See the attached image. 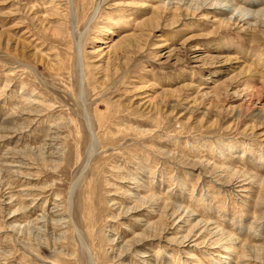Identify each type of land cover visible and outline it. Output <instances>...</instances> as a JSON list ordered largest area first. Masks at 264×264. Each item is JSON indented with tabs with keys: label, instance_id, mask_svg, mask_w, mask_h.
Segmentation results:
<instances>
[{
	"label": "rangeland",
	"instance_id": "obj_1",
	"mask_svg": "<svg viewBox=\"0 0 264 264\" xmlns=\"http://www.w3.org/2000/svg\"><path fill=\"white\" fill-rule=\"evenodd\" d=\"M0 264H264V0H0Z\"/></svg>",
	"mask_w": 264,
	"mask_h": 264
},
{
	"label": "bare ground",
	"instance_id": "obj_2",
	"mask_svg": "<svg viewBox=\"0 0 264 264\" xmlns=\"http://www.w3.org/2000/svg\"><path fill=\"white\" fill-rule=\"evenodd\" d=\"M215 8V7H214ZM204 9V8H203ZM207 9H209V8H207ZM15 215V214H14ZM187 215H189V214H187ZM191 216V215H190ZM13 217H15V216H13ZM189 217V216H188ZM41 219H45L44 217H41ZM38 221V220H37ZM43 221V220H42ZM46 221V220H45ZM44 222V221H43ZM198 225H200V223L198 224V222H197V224H196V226H198ZM208 227H209V225L208 224H205L204 223V225H202V228L201 229H203V230H207L208 231V233H210V235L211 234H214V235H218V233H216V231H212V229H208ZM220 236V235H219ZM188 237V235L187 236H185L184 237V240L186 239ZM222 240V239H221ZM224 240H226L227 242L229 241L230 243H232V239H230V238H225ZM219 241H220V239H218V243H219ZM218 243H215L214 245H216V244H218ZM233 244V243H232ZM243 244V243H242ZM219 245V244H218ZM230 245V244H229ZM237 246H239V244L237 245ZM232 247V246H231ZM239 248L240 249H242V251H241V255H243V257L246 255V252L247 251H249L250 253H253V252H255L253 249H251V248H253V247H249V246H245V245H241L240 244V246H239ZM233 249V248H232ZM235 249V248H234ZM238 249V248H237ZM236 249V250H237ZM255 250H257V249H255ZM221 258V257H220ZM222 258H224V257H222ZM243 259V258H242Z\"/></svg>",
	"mask_w": 264,
	"mask_h": 264
}]
</instances>
